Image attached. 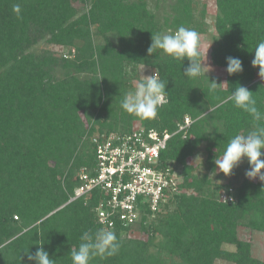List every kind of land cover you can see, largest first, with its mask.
Returning <instances> with one entry per match:
<instances>
[{"label": "trees", "instance_id": "1", "mask_svg": "<svg viewBox=\"0 0 264 264\" xmlns=\"http://www.w3.org/2000/svg\"><path fill=\"white\" fill-rule=\"evenodd\" d=\"M155 2L153 9L149 0H0V264H29L25 253L35 254L40 241L56 264H72L81 234L102 228L93 213L98 192L70 202L81 171L95 175L93 138L137 129L172 135L186 118L193 123L160 158L164 168L180 169V194L154 219L146 207L136 224L116 221L119 254L92 264H264L252 238L264 235V183L225 184L222 173L213 174L227 142L256 123L227 100L235 87L250 90L264 112V81L252 67L264 41V0H216L210 56L226 78L208 79L227 85L214 92L205 77L183 75L187 60L148 54L151 34L180 26L206 34V6L195 13L199 0H174L161 16ZM230 56L242 61L241 74H227ZM143 69L168 82L152 121L121 108ZM202 153L201 175L191 161ZM223 191L234 201L222 202Z\"/></svg>", "mask_w": 264, "mask_h": 264}, {"label": "clouds", "instance_id": "2", "mask_svg": "<svg viewBox=\"0 0 264 264\" xmlns=\"http://www.w3.org/2000/svg\"><path fill=\"white\" fill-rule=\"evenodd\" d=\"M13 12L19 14L21 6L19 3L13 5ZM200 34L184 26L178 27L172 32L151 34V44L148 54L151 55L157 50L171 59L183 65V75L189 79H197L201 76L208 81V73L214 69L207 61V53L201 59ZM254 58L252 67L259 69V77L264 81V41L258 43L254 48ZM252 51V52H253ZM226 72L229 76L241 74L243 72L242 61L238 57L226 58ZM145 67V66H144ZM104 79V78H102ZM101 79V80H102ZM166 81L160 79L157 71L151 75H143L142 79L135 83L134 90L128 91L121 100V108L129 115L141 120L152 121L158 115V109L164 102L167 95ZM210 91L227 84H217L210 82ZM237 109L247 113L256 122L253 129L246 133H238L232 137L224 148L223 154L214 159V175L222 173L225 178L230 177L243 160H247L249 169L245 172V177L249 180L259 179L264 183V126H259V122L264 121V112L257 107L254 94L246 87L237 85L231 95L227 97ZM201 161L197 155L196 161ZM195 161V162H196ZM44 242L38 243L35 254L29 251L25 253L29 264H56L50 258L49 253L43 247ZM121 242L113 230L100 228L95 232L84 231L80 236V243L70 250L72 264H92L95 258L106 259L119 254Z\"/></svg>", "mask_w": 264, "mask_h": 264}, {"label": "built area", "instance_id": "3", "mask_svg": "<svg viewBox=\"0 0 264 264\" xmlns=\"http://www.w3.org/2000/svg\"><path fill=\"white\" fill-rule=\"evenodd\" d=\"M192 123L186 118L177 133ZM177 133L160 135L156 131L137 129L121 136L114 133L95 136V175L81 171L82 185L70 202L81 198L89 202L93 193L98 192L99 204L93 213L98 225L110 230L116 221L126 227L136 224L146 207L154 219L162 206L181 192L180 169L164 168L160 161L168 141ZM220 200L232 202L234 197L223 191Z\"/></svg>", "mask_w": 264, "mask_h": 264}, {"label": "rangeland", "instance_id": "4", "mask_svg": "<svg viewBox=\"0 0 264 264\" xmlns=\"http://www.w3.org/2000/svg\"><path fill=\"white\" fill-rule=\"evenodd\" d=\"M156 0H149V6L150 8H155L156 6ZM161 9H156L157 10V14L164 16L165 13L163 11H165L164 9L168 10L169 8V4L171 2H174V0H157ZM204 5L206 6V10H207V16H206V22H207V32L206 34L201 35V39H200V45H201V59L204 58V54L206 53L207 49H208V53H207V63L210 64L212 66V68L214 69L213 71H211L210 73H208V76H212V77H216L219 78L222 82L225 81V70L221 69V68H217L215 67L212 62H211V45H212V39L214 37V35H216V31L214 29V20L217 14V7H216V0H199L198 5L195 7L196 11L195 13H198L200 10H202V8L204 7ZM39 47H45V45H40ZM55 50H57V52H64L63 48H55ZM142 77L143 75L147 76V75H151V73L149 71H147L146 69L142 70ZM166 102V99H164V102ZM162 103V104H163ZM201 157V161L197 160L196 161V157L191 161L192 164L198 166L200 168L199 174H203L206 171L205 168V161H206V154L202 153L199 155ZM196 161V162H195ZM249 169V165L247 160H243L242 163L237 167L233 177H228L225 178L223 181L225 184L229 183L230 180H233L234 185H239L242 180L245 178V172ZM256 180H259L258 178ZM245 238H249L250 239V235L248 233H243ZM253 243L255 245L254 249V254L258 257H262L263 255V251H264V235H254L253 237ZM218 264H225L222 262H218ZM227 264V263H226Z\"/></svg>", "mask_w": 264, "mask_h": 264}]
</instances>
